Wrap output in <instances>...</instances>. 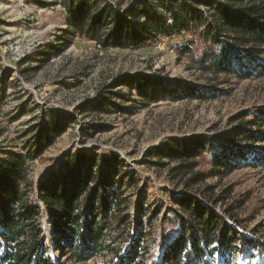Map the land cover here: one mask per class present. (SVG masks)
I'll list each match as a JSON object with an SVG mask.
<instances>
[{"label":"rangeland","instance_id":"1","mask_svg":"<svg viewBox=\"0 0 264 264\" xmlns=\"http://www.w3.org/2000/svg\"><path fill=\"white\" fill-rule=\"evenodd\" d=\"M137 1L96 0L99 6L107 2L119 9ZM72 2L76 1L0 0V158L11 150L26 154L32 126L60 122L66 133L40 159L27 163L35 188L65 172L67 156L83 154L96 160L97 172L117 168L132 225L145 234L147 264L160 258L165 214L178 210L179 199L188 196L241 235L229 264H264V166L255 161L264 145H255L231 174L217 172L214 164L221 151L228 154L226 148L240 124L253 123L264 108V78H213L190 55L180 56L179 48L189 42L194 56L202 53V29L161 37L152 47L104 49L69 28ZM198 10L206 14L209 8ZM161 11L171 25L169 13ZM140 75L150 79L142 92L131 85ZM192 92L206 94V99L188 97ZM191 138L207 139L211 151L198 158L204 181L187 186L171 177L175 162L149 157L148 151ZM31 198L42 208L50 254L57 264H75L68 246L62 249L69 238L53 228L36 191ZM157 210L153 225L147 227L149 212ZM245 239L252 241V249L260 244L263 252L247 253ZM118 245L127 248L130 243ZM112 260L116 256L106 253L90 264Z\"/></svg>","mask_w":264,"mask_h":264},{"label":"trees","instance_id":"2","mask_svg":"<svg viewBox=\"0 0 264 264\" xmlns=\"http://www.w3.org/2000/svg\"><path fill=\"white\" fill-rule=\"evenodd\" d=\"M75 1L68 4L73 17L69 28L104 49L152 47L161 37L202 29L199 36L205 46L201 56H194L193 42L179 48L180 56L190 55L196 66L213 78H264V0H138L125 9L107 2L99 6L96 0L92 4ZM203 5L209 8L206 14L198 10ZM161 10L169 13L171 25ZM148 83L149 77L140 75L131 85L142 92ZM188 97L206 99V94L192 92ZM254 120L252 124H240L231 146L226 148L228 154L219 153L214 163L217 172L223 169L224 174H231L254 152L255 145H264V108ZM66 131L60 122L34 125L26 154L11 150L0 158V264H57L41 222L42 208L31 198L35 191L53 228L69 238L62 249L68 246L75 264H90L106 253L116 256L112 264H147L148 247L142 244L145 234L132 225L125 184L118 179L117 168L110 166L97 172L95 159L83 154L67 156L65 172L35 188L28 161L40 159ZM209 143L203 138L176 140L165 148L150 149L148 155L175 162L169 170L171 177L187 186L198 185L204 181L198 158L211 151ZM255 161L264 166V152ZM177 205L179 209L168 211L160 225V258L149 264H229L242 238L239 232L193 196L179 199ZM149 213L147 227L153 225L159 210ZM122 241L130 245L123 248L118 245ZM242 242L251 255L263 252L260 244L252 249V241Z\"/></svg>","mask_w":264,"mask_h":264},{"label":"clouds","instance_id":"3","mask_svg":"<svg viewBox=\"0 0 264 264\" xmlns=\"http://www.w3.org/2000/svg\"><path fill=\"white\" fill-rule=\"evenodd\" d=\"M215 51H216L217 54H219V52H220V46H219V45H217V46L215 47ZM200 55H201L200 52H197V53H196V57H197V58H199Z\"/></svg>","mask_w":264,"mask_h":264}]
</instances>
